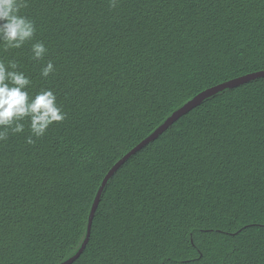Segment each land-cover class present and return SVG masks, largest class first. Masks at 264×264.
Here are the masks:
<instances>
[{
	"label": "trees",
	"instance_id": "1",
	"mask_svg": "<svg viewBox=\"0 0 264 264\" xmlns=\"http://www.w3.org/2000/svg\"><path fill=\"white\" fill-rule=\"evenodd\" d=\"M33 41L0 51L67 114L0 142V264H60L110 168L218 84L264 71V0H28ZM48 48L42 79L31 43ZM71 264H264V77L221 91L132 154Z\"/></svg>",
	"mask_w": 264,
	"mask_h": 264
},
{
	"label": "clouds",
	"instance_id": "2",
	"mask_svg": "<svg viewBox=\"0 0 264 264\" xmlns=\"http://www.w3.org/2000/svg\"><path fill=\"white\" fill-rule=\"evenodd\" d=\"M119 0H109V6L116 8ZM28 0H0V51L22 49L33 41L36 34L35 22L23 14ZM32 61H45L48 48L43 42L31 43ZM21 69L15 59H0V142H6L9 134H21L28 124L30 135L26 143L32 145L35 139L43 137L53 124L62 123L67 114L57 103V96L51 89L31 93V78ZM56 67L51 60L41 64L40 77L47 79L55 75Z\"/></svg>",
	"mask_w": 264,
	"mask_h": 264
},
{
	"label": "water",
	"instance_id": "3",
	"mask_svg": "<svg viewBox=\"0 0 264 264\" xmlns=\"http://www.w3.org/2000/svg\"><path fill=\"white\" fill-rule=\"evenodd\" d=\"M264 77V71H259L255 73H250L235 79H232L230 81L218 84L212 88L206 89L205 91L199 93L197 96H195L192 100L187 102L185 105H183L179 110L174 112L163 124H161L154 132H152L150 135H148L146 138H144L139 144H137L133 149H131L127 154H125L121 159H119L108 171V173L105 175L103 178L98 191L95 195L94 201L92 203L91 211L89 214L88 218V226H87V233L86 237L83 240L82 244L80 247L77 249V251L68 259L64 260L60 264H71L73 261H75L79 255L82 253L84 250L88 239H89V234H90V228H91V223L92 219L96 210V207L99 203V198L101 195V192L103 188L105 187V184L107 181L110 179L112 174L116 169L120 167L124 163L125 160H127L132 154L143 148L145 145H147L149 142L155 140L159 135H161L169 125H171L173 122H175L178 118L192 110L194 107L198 106L202 101L205 99L211 97L212 95H215L221 91H224L229 88L237 87L245 82H248L250 80H253L255 78H261Z\"/></svg>",
	"mask_w": 264,
	"mask_h": 264
}]
</instances>
